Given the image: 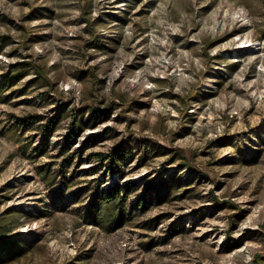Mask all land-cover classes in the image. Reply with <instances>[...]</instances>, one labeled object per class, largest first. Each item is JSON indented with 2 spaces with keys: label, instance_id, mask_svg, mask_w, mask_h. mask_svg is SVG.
I'll use <instances>...</instances> for the list:
<instances>
[{
  "label": "rangeland",
  "instance_id": "rangeland-1",
  "mask_svg": "<svg viewBox=\"0 0 264 264\" xmlns=\"http://www.w3.org/2000/svg\"><path fill=\"white\" fill-rule=\"evenodd\" d=\"M2 35L0 86L29 68L0 89V215L27 211L30 244L4 264H264V0H0ZM115 147L135 185L99 225L96 185L121 178L96 154Z\"/></svg>",
  "mask_w": 264,
  "mask_h": 264
},
{
  "label": "trees",
  "instance_id": "trees-1",
  "mask_svg": "<svg viewBox=\"0 0 264 264\" xmlns=\"http://www.w3.org/2000/svg\"><path fill=\"white\" fill-rule=\"evenodd\" d=\"M96 36V35H95ZM97 41V37H94L89 43L95 44ZM11 42V37L9 35L0 36V53L5 49L6 45ZM32 69L35 71V74L39 79H41L45 85L51 87V81L46 73L43 71L42 67L38 64H32ZM29 73V68L26 63H16L9 65L5 77L1 82L0 89H10L14 85H16L20 80H22ZM93 109V107L91 108ZM104 111H98L93 109L91 115H93L98 121L102 120ZM35 117L34 119H36ZM37 120L33 121L34 123ZM44 135L43 142L38 145L34 149V154L36 156L42 155L45 153V146L48 136L52 131V127L50 124L42 127ZM78 130L75 128L74 130H70L64 137V142L60 146L59 152L61 155L68 153L71 147L75 144L77 140ZM76 152H73L66 159L67 164H63L62 166H68L70 162L76 157ZM126 154L125 147H115L108 153H98L96 154L99 161L101 163H106L108 168L113 171L116 175L121 178V181L115 182H99L96 185L94 199L92 201V208L96 207V212L90 210L89 217L95 223L99 225H109L112 221L116 223H121L126 216V206L129 197V187L134 186L135 183L127 182L123 183V171L120 170V166L122 164V160H124ZM187 167L188 164H185ZM45 167V166H44ZM43 168V167H41ZM95 171V170H93ZM61 175L65 178L67 187L73 186V176L68 177L63 169L60 170ZM42 177L45 180V183L49 186V188L53 187L57 182V178H50V169L46 168L42 173ZM120 180V179H119ZM123 183V184H121ZM105 184L104 186H102ZM143 199L140 197L137 199V203L140 205ZM16 210H10L4 214L0 215V263L4 264L10 262L12 260H16L20 258L29 248L30 244L26 241L28 239L26 234L16 232V228L20 225L19 215H28L27 211H20L18 214ZM17 216L15 217V215ZM129 216H133L134 212L130 211ZM14 217V218H13ZM109 221V222H108ZM111 227V226H108ZM69 264H78L77 262H72Z\"/></svg>",
  "mask_w": 264,
  "mask_h": 264
}]
</instances>
